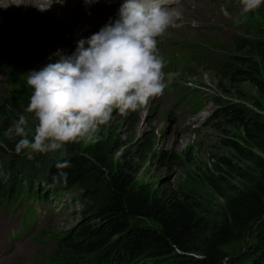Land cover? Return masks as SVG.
<instances>
[{
	"label": "rangeland",
	"instance_id": "rangeland-1",
	"mask_svg": "<svg viewBox=\"0 0 264 264\" xmlns=\"http://www.w3.org/2000/svg\"><path fill=\"white\" fill-rule=\"evenodd\" d=\"M2 3L5 1L0 0ZM12 4L0 7V127L13 111L12 106L19 109L13 111L18 118L29 115L25 113L31 96L26 84L29 72L55 63L61 54L71 56L79 40L89 38L113 22L102 12L83 14L73 20L60 10L41 12L31 5ZM31 8L36 17H39L36 12L43 13V21H50V26L31 23L15 26V17L27 19ZM181 9L182 17L193 13L189 16L191 29L185 32L177 21L163 40L157 38L156 55L164 61L166 80L172 74L171 83L146 109L127 116L114 112L109 123L96 130L98 142L81 140L62 146V151L54 154L28 159L15 153L19 138L0 130V174L4 177L6 162H22L21 173H27L35 165V173L42 176H37V181L46 185L47 166L76 154L89 160L93 169L89 176L62 193L54 194L45 187L40 195L24 194L21 201L20 198L16 201L15 209L0 201V264H51L57 241L64 243L70 236L81 211L93 212L108 204L115 185L122 186L132 200L147 201L153 197L163 203L172 194H191L197 198L202 215L209 216V220L216 223L232 219L227 217L224 199L210 187L208 179L217 180L215 168L222 157H231V150L224 142H239V130L218 117L228 105L249 107L247 101L256 97V91L248 82L232 80L221 70L230 65L240 68L235 57L238 41L257 40L264 35V3L243 16L240 0H190ZM180 22L188 24L182 19ZM71 23L75 26L71 27ZM223 77L227 79L224 81ZM29 127L34 131L35 122L30 116ZM141 137L152 138L154 151L150 162L134 175L119 162L123 148L115 153L114 150L123 138L135 141ZM253 154L256 164L233 157L240 174L218 181L220 191L230 200H239L243 195L246 199L256 196L259 202H264V155L257 151ZM52 201L55 204L51 208ZM134 223L147 226L149 221ZM10 225L13 226L9 229ZM263 233L261 222H254L244 242L223 247V253L228 256L224 264L236 260L239 264H249V250L263 248L260 244ZM23 239L27 242L19 247L20 254L14 255Z\"/></svg>",
	"mask_w": 264,
	"mask_h": 264
},
{
	"label": "trees",
	"instance_id": "trees-1",
	"mask_svg": "<svg viewBox=\"0 0 264 264\" xmlns=\"http://www.w3.org/2000/svg\"><path fill=\"white\" fill-rule=\"evenodd\" d=\"M241 42L238 41L235 51L240 68L230 65L232 67L221 71L232 80L248 82L255 89L256 97L247 101L249 107L232 104L221 110L218 120L238 128L239 142H224L231 150V157H222L215 168L217 180L208 179L210 187L224 199L227 217L233 220L221 219L223 222L217 220L216 223L209 220V216L202 215L204 212L197 198L191 194H172L163 203L153 197L147 201L132 200L122 186L115 185L108 204L93 212L81 211L70 236L62 241L64 243L57 241L51 264H224L228 256L223 253V247L244 242L254 222L264 226V202H259L256 196L246 199L243 195L233 201L218 187V181L222 182L223 177L240 174L233 157L256 164L253 151L264 155V35L257 40ZM226 79L223 77L224 81ZM13 111L7 114L8 118L0 127L2 133L7 134V129L18 119ZM133 140L123 138L117 142L114 153L123 148L119 162L136 175L150 162L154 146L151 137ZM65 161L70 167L58 169L57 165ZM5 164L8 178L0 175V199L7 200L8 204L15 202L21 194L43 192L45 187L54 194L62 193L93 170L89 160L76 154L47 166L49 172L44 185L37 181V176H42L35 173V165L23 174L22 162ZM59 171L68 173L67 181L54 184L53 176ZM137 220H148L149 224L134 223ZM260 241L263 248H252L247 254L249 264H264V233ZM237 261L233 264H239Z\"/></svg>",
	"mask_w": 264,
	"mask_h": 264
},
{
	"label": "clouds",
	"instance_id": "clouds-1",
	"mask_svg": "<svg viewBox=\"0 0 264 264\" xmlns=\"http://www.w3.org/2000/svg\"><path fill=\"white\" fill-rule=\"evenodd\" d=\"M64 2L32 0L25 4L19 0L14 4L44 12ZM262 3L264 0H240L241 15L257 10ZM182 15L177 0H124L115 21L79 40L71 56L61 54L55 63L29 72L26 84L31 96L25 109L29 115H20L7 129L8 135L19 138L15 153L32 159L81 140L98 142L96 130L109 123L114 112L127 116L162 96L172 74L166 80L164 61L156 55L157 38L176 26ZM29 116L35 122L34 131ZM57 167L70 164L65 161ZM67 176L59 171L53 183H66Z\"/></svg>",
	"mask_w": 264,
	"mask_h": 264
},
{
	"label": "bare ground",
	"instance_id": "bare-ground-1",
	"mask_svg": "<svg viewBox=\"0 0 264 264\" xmlns=\"http://www.w3.org/2000/svg\"><path fill=\"white\" fill-rule=\"evenodd\" d=\"M5 1V0H4ZM26 1H28V0H24V3L26 2ZM15 2H19V0H16ZM14 2V3H15ZM32 3V2H31ZM2 4H5V3H2ZM194 4V3H193ZM191 5V4H190ZM200 7V6H199ZM14 8V7H13ZM14 10H16V9H14ZM26 11H29V9H27ZM30 11H32V8L30 9ZM30 11H29V13H28V18L26 19V18H24L23 16H20L21 17V19H19V17H15V26H21L22 24H24V23H31L33 26H40V24H43V26H50V21H43V13H41V12H36V13H38V15H39V17H36L35 15H33V12L34 11H32V13H30ZM197 12H199V10H197ZM27 13V12H26ZM64 13V12H63ZM193 13H190V14H186V15H184L181 19L183 20V21H185V22H188V24H185V23H183V26H185V32H187L189 29H191V26H192V22H191V20L189 19L190 17V15H192ZM63 15V14H62ZM65 15V14H64ZM42 18V19H41ZM115 20H113V22H114ZM190 23V24H189ZM187 25H189V26H187ZM219 32V31H218ZM195 33V32H194ZM158 38H160V37H158ZM161 39V38H160ZM174 51V50H173ZM201 117V116H200ZM193 121V120H192ZM190 122V121H189ZM45 173V172H44ZM46 174H47V172H46ZM42 179V178H41ZM45 180V179H44ZM13 225H10L9 226V229L12 227ZM27 241L25 240V239H23V240H21V242H20V245L19 246H17L16 248H15V250H14V255H18V254H20L19 252H18V250H19V247H21L23 244H25Z\"/></svg>",
	"mask_w": 264,
	"mask_h": 264
}]
</instances>
